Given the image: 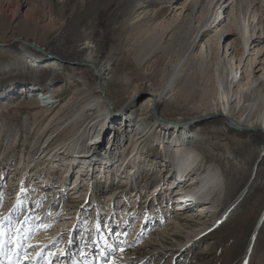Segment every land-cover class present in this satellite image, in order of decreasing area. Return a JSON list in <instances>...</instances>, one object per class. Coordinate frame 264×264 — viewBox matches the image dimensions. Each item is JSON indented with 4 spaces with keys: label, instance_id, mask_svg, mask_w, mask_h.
<instances>
[{
    "label": "rangeland",
    "instance_id": "obj_1",
    "mask_svg": "<svg viewBox=\"0 0 264 264\" xmlns=\"http://www.w3.org/2000/svg\"><path fill=\"white\" fill-rule=\"evenodd\" d=\"M119 1L0 0V44L3 43L0 47V236H6L14 226L22 231L37 223L36 231L19 232L16 247L19 245L22 252L24 245L37 247L46 239V247L42 249L44 243L39 246L38 261L42 263L53 257L54 252L64 253L69 241L78 243L84 236L87 237L84 241L88 240V244L84 242V249L89 248L85 258L89 257V252L95 253L93 249L98 240L97 233L90 234L92 229L95 233L96 226L99 229L109 226L121 241L109 247L110 253H105L100 264H264V132L232 127L218 113L193 119L188 108L187 111L178 109L173 101L167 100L156 103L154 113L158 118L141 114L139 109L146 106L149 91H137L135 86L139 81H146L156 91L161 88L159 61L165 54V44L171 39L169 25L171 21L176 24L182 20L187 12L184 2L187 5L190 0H153L147 10L157 12L162 8L163 11L151 17L142 32H136L131 26L140 20L141 14L138 16L137 9L131 10L130 16L118 11L114 5ZM258 2L264 5V0ZM253 8L251 3L246 13L242 5L240 17L234 23H241V18L246 16L252 27ZM205 14L209 24L203 28L210 29L190 52L196 67L207 61L215 83L221 81V75L229 79L234 75L238 89L249 91L254 85L253 79L262 73V69L257 70L261 67L260 61L264 65L263 47L259 51L252 48L249 55L245 53L241 62L236 63L238 57L231 58V55L236 53L238 44L229 55L231 48L224 52L227 43V39L223 42L224 36L219 44L213 41V37L227 28L223 25L231 23L226 20V13L220 15L219 25L212 21L216 18L212 10ZM196 17L198 13L195 20ZM152 33L163 35L160 41L152 39V43L158 42L154 43L157 48L153 55L142 59L139 48L149 42L147 37ZM255 35L254 31L252 36ZM22 41L32 42L48 53L43 58H35L40 56L38 51ZM95 47H98L95 69L106 67L104 76H109L108 79H98L86 63L70 61L63 53L78 49L86 54ZM54 48L62 51L59 53L62 57L51 53ZM30 58H34L31 67ZM48 60L54 63L44 67ZM99 80L104 81L101 88L113 110H121L134 93L133 106L124 107L116 118L127 115L135 126L132 132L126 133L130 135L129 140L121 143L115 155L107 160V166L101 165L105 163L101 158L103 139H96L90 154L98 163L88 166L91 162L88 158L81 156L82 160H74L68 155L71 150H88L84 145L91 134L81 133L86 124L104 117L109 122L107 106L98 101ZM227 84L221 87L219 95H223ZM216 86L219 92L220 85ZM254 100L258 107L262 106L260 96ZM185 118L187 133L193 139L188 146L200 160L191 170L190 178L200 177L209 167L218 168L223 175L224 191L219 201L215 197V204L205 203L200 195L196 206L182 213L163 194L166 185L162 188L157 185L163 182L162 173L170 167L168 157L174 152V147L160 143L164 121ZM79 133L82 135L78 136ZM80 162L81 166L77 167ZM65 170H68L67 184L70 177L74 184L71 183L73 189L64 192L61 183ZM135 175L142 179L139 185L132 180ZM189 182L180 188L187 190L191 186ZM72 190L94 194L98 204L80 201L79 193L73 194ZM240 194V200L233 207L232 202ZM229 207H233L230 212L226 211ZM40 216L42 220L37 222ZM169 216L191 219L182 220L183 225L176 231V222ZM203 226L205 229L196 235L190 232ZM255 226L257 234L250 244ZM2 256L0 264H6ZM27 262L28 259L17 261L18 264Z\"/></svg>",
    "mask_w": 264,
    "mask_h": 264
},
{
    "label": "bare ground",
    "instance_id": "obj_2",
    "mask_svg": "<svg viewBox=\"0 0 264 264\" xmlns=\"http://www.w3.org/2000/svg\"><path fill=\"white\" fill-rule=\"evenodd\" d=\"M152 1L153 0H121L114 5V8L117 9L118 11H122V12L125 11V14L129 16L131 15L130 14L131 10L137 9L138 16L141 14L140 20L137 21L135 20L136 22L134 21L135 23H132L131 26L136 30V32H142L145 31V29L148 27L149 24L148 21L151 19V17L156 16L158 13L163 11L162 8L157 10V12L153 10L151 11L147 10V7H149ZM220 1L221 3L218 6ZM251 3H252V8L254 7L252 17L255 20V23H253L252 27L249 25V21H248L249 18H246V16H243L241 18L240 20L241 23L239 21L238 22L236 21V23H234L235 22L234 19L240 17L241 14L240 8L242 7V5L246 7L245 12L247 13ZM7 6L9 7V5ZM183 7L187 12L183 16L182 20L178 21V23L176 24L173 23L174 21H171V23L169 22L170 23L169 34L171 36V39L167 42V44H165L166 48L164 49L163 52L165 54L164 56H162V59L159 61L161 65L160 67L161 76L163 78L161 82V88L157 89L156 91L151 86L152 84L150 83L146 84V81H139L135 86L137 91H141V90L149 91V94L148 96H146L147 98L144 102L146 106L139 109V111L141 110V114H145V116L153 114L158 118L157 114L154 113L156 112L155 111L156 103H158L161 100L163 101L167 100L168 102L173 101V103L177 105L178 109H185V111H187L186 109L188 108L189 113L190 112L193 113V117H192L193 119L195 118L197 119L200 117H207L210 115H214L215 113H218L222 115L223 121L231 124L232 127L235 128L246 127L247 129L249 128V130H258L264 132V65H262L261 61H260L261 67L257 70V72H259V70L262 69L261 71L262 73L260 74L259 77L253 79V83H254L253 87L249 91L247 90L243 92L242 90L238 89L236 84H234V79H235L234 75L233 76L231 75V77L229 76L230 79L227 77V75L226 77L221 75L219 76L221 78V81L215 83L213 79V73L210 74L211 69L207 61L205 62L203 60L201 63H199V66L196 67L197 64H195L190 53L193 47L195 46L197 40L199 39L200 41V39H202L203 36L206 35L208 30L210 29V28H203V26L209 24V18L205 14V12L212 10L214 12V15L216 16V18L212 19V21H216V25L217 24L219 25L221 22L220 15L225 13H226L225 14L226 20L231 22L230 24L227 23L228 26L223 25V28L227 27L224 29L225 33L220 32L217 36L213 37V41L219 44L221 36H224L223 42L226 41L227 39V43L229 44V46L227 43L225 44L224 52H228V49L231 48V52L229 53V55L233 53V50L238 44L239 47L237 46V49L234 50L237 54L233 53V55H231V58H233L234 56L238 57L236 59V63L241 62L245 53L249 55L251 53L252 48H256L257 51H259L260 48L263 47L262 49L263 51L261 55L264 54V5L259 4L258 0H217L216 3H214V0H190L187 3V5L184 2ZM236 9H238L237 10L238 14L235 13ZM197 13L199 17H196L198 19L195 20V16ZM228 14L230 16L227 19ZM195 23L197 24L195 25ZM209 27H211V25H209ZM254 31L256 37L252 36ZM154 35L155 34L149 35V37H147L150 43L148 42L144 44L142 48H139L140 50L138 54L142 59H144L149 55L150 56L153 55L152 53L154 52V49L157 48L156 47L157 45L154 43H158V42L152 43L151 41H153L152 39L154 40L156 39V41H160L161 40L160 37L163 34H161L160 37L159 35L158 36L157 35L154 36ZM157 38L159 40H157ZM209 41L210 38L208 39L207 42ZM25 45L28 46L26 43ZM29 46L28 48L31 49V47H33L38 51V54H40V56H34L35 58L36 57L43 58V56H46V54L48 53V52L43 53L42 51L38 50L35 44L31 45L30 47ZM208 48L210 49V45L208 46ZM97 49L98 47L92 49L90 48V50H88L86 54L84 53L85 55L83 54V51H80L78 49L75 51L74 50L70 51L69 49L65 52L63 51V53H65L64 56L70 61H74V62L78 61L80 63L81 62L86 63L92 70H94L95 76H97L98 79L101 80L103 78L105 80L108 79L109 77V76L108 77L104 76L105 74L107 75V73H105L107 71V68L104 67L102 69L96 70L94 66L96 65L95 62L97 60L96 57V52L98 51ZM61 52L62 51L56 48H54L51 51V53L57 57L59 56L62 57L59 54ZM33 59L34 58H30L29 60L30 62L29 67L34 65V63H32ZM53 63L54 61L51 62L50 60H48V62L43 66L45 67ZM228 64L229 66H231L230 62H228ZM257 65L258 63L255 65V68H257ZM217 68L215 69L216 72H218ZM204 74L207 79L206 78L202 79L204 78L203 76ZM224 78H225V82H223ZM100 80L98 82L99 85L98 87L100 88L99 89L100 96L98 97V101L104 103L107 106V108L105 107L106 115L108 117L107 119L110 123L111 122L112 123L110 125L109 122L106 123L104 117L99 121H94V123L86 124V127H84V131L82 129L81 133L85 132L91 134L90 138L88 139L87 145H84L87 146L88 150L87 151L84 149L80 151L71 150V154L68 155L69 157H72V159L74 160L75 159L80 160L81 156L88 158L89 160H91L88 166L95 165V163H98L96 162V159L93 160L94 159L93 157L95 156L93 154H90V150H92L91 146L95 143L96 139L97 140L103 139L104 145L102 146L101 149H103L102 154H104L103 155L104 157L101 156V158L105 163L102 162L101 165L107 166V162H108L107 160H109L110 157H112L111 155H115L116 149L120 146L121 143L123 142L125 143L127 140H129L128 138H130V135L127 136L126 133L129 134L130 132H132L134 129L133 127L135 126L134 125L135 123L131 122L132 121L131 118H127V115L126 117L124 116V118L123 116L116 118L120 114L119 111H122L124 107L130 108L133 106L132 102L134 101L133 100L134 93L129 97L128 102L124 104L121 110L119 111L113 110L111 104L108 103V100H106L104 96L105 93L102 90L103 88H101V86H103L104 81H100ZM201 83L204 85H202L203 87L198 90L197 88ZM224 83L225 85L227 83L228 84L224 88L223 95H219L221 87L224 85ZM216 85H220L219 92H218V86ZM32 86H30V88H34ZM259 96L262 99V106L260 107H258L259 105H257L256 101L254 100V97L258 98ZM45 102L48 103L50 101H45ZM152 109L153 111H151L150 113V110ZM187 121L188 120L186 118L185 120L170 119L164 121L165 127L161 131V133L163 132V137L160 143L168 147H174V152L171 154V157H168V159H170V167L162 173L163 175L161 176V180L163 182L157 185L159 186V188H162L163 185H166V189H164L163 194L168 195L167 198L170 199L169 202H173L176 204L174 207L176 210H180L179 208L184 206L182 207L183 208L182 213H184V211H187L188 210L187 208L193 205L196 206L195 203L198 202L197 199L200 195H201L200 197L205 198L204 199L205 203L211 202L215 204V197L217 201H219V198L221 197L224 191L223 182H222L223 175L222 173H220L218 168L213 170L212 167L208 166L209 168L206 169L200 177L197 178L195 176H192L190 178L191 170L195 169L194 167L199 165L200 160L198 154H195L194 150L189 148L188 146L189 143H192L193 139H191L190 138L191 135H188L187 133L188 131L185 124V122ZM130 122L132 124H130ZM81 133H79L78 136L82 135ZM109 134H111V136L108 139ZM78 141L79 140H77V143ZM47 145H45L43 148L44 149L47 148ZM75 147L77 146L75 145ZM65 149H68V147ZM68 151L70 150L68 149ZM80 166H81V162L77 164V167ZM87 170H91V169L88 168ZM66 172H68V170L64 171L63 177L65 179L61 183V187L64 185L63 186L64 192L66 190L70 191L71 189H73L71 183L74 184V181L72 180L70 175L69 177L71 181L69 182V185L67 184L68 178L66 177L67 176ZM193 174L195 173L193 172L192 175ZM86 178L87 177L83 178V180L84 181L87 180ZM132 180L134 181L135 184L138 185L142 182V179H138V176L136 175ZM187 181H190L189 184H191V186L187 188V190H182L180 188L182 187L181 185L183 183H184L183 185H185ZM156 189H155V194L157 191ZM178 189L180 190L177 191ZM208 190L210 192H208V195L204 197V193H207ZM244 191L245 190H243V192ZM71 192L73 194L79 193L78 190L76 191L72 190ZM185 193L186 195H184ZM241 195L242 194L238 196L239 199H235L232 202V206L240 200ZM77 197L80 199V201H86L87 203H91V204L93 203L94 205L98 204V199L95 197L94 194L91 195L88 193H82V194L79 193ZM194 200L197 201L194 202ZM233 207L231 208L229 207L226 211L228 212L232 211ZM53 210H51L52 213ZM198 215L199 214H196V216ZM42 216H40L37 222H39V220H42ZM169 218L174 222H176V224L174 225L176 231H178L179 227L183 225V223H181L182 220H186L187 222L188 219L189 220L191 219V218L185 219L182 217H175V216L172 217L169 216ZM37 225H38L37 223L35 224L33 223L32 225H29L22 231H20V228H17V226H14L7 232L6 236H2V235L0 236V254L3 255L2 257L6 264L8 263L18 264L17 261H20L22 259L23 261H26L27 259L29 260V262H27L26 264H100V261H102L105 253H110L109 250L111 248L109 247L115 245V243H117L118 241H121V238L120 240L119 238L118 239L115 238L113 233H111L110 231L111 229H109V226H101L100 229L96 226L94 228L95 233L92 228H91L92 232L90 233L92 235L97 233L96 239L98 240L95 243L97 247L93 249L96 250L95 253L89 252L88 253L89 257L85 258L86 251H89V248L84 249L85 248L84 242L88 244L87 243L88 240L84 241V237L87 238L86 236H84L80 241H78V243L67 241L68 243H66V246H64L66 248L64 253L54 252L53 257L51 256L52 259L49 258L48 260H46V262L42 263V260L38 261V259L41 258L39 252L41 249L39 246H41V244L44 243L45 245H42V249H44L47 245L45 243L46 239H44L37 247L24 245L22 247V252H20V249L18 248L19 245L18 247H16V245L18 244L19 232L21 233H25L26 231L29 232L30 229H32L31 231H36ZM256 226L253 229V234L250 244H252L257 234L258 228L255 229ZM203 229H205L204 226L200 229H197L196 231L191 230L190 232L193 233V235H196L199 231H203ZM53 230L54 231L52 232L58 235V233L56 232L57 229H53ZM56 235H54V237H57ZM44 238H49V237H44ZM7 240L10 241L8 245H7ZM50 240H52V238ZM3 247H5L6 250L3 251L2 250ZM94 254L97 262L95 261V258L93 256Z\"/></svg>",
    "mask_w": 264,
    "mask_h": 264
},
{
    "label": "water",
    "instance_id": "obj_3",
    "mask_svg": "<svg viewBox=\"0 0 264 264\" xmlns=\"http://www.w3.org/2000/svg\"><path fill=\"white\" fill-rule=\"evenodd\" d=\"M22 42H25L28 46H29V45H30V46H31V45H34V43H32V42H31V43H30V42H26V41H22ZM2 44H3V43L0 44V47H1ZM37 48H38V47H37ZM38 50H40V51L43 52V50L40 49V48H38Z\"/></svg>",
    "mask_w": 264,
    "mask_h": 264
},
{
    "label": "snow or ice",
    "instance_id": "obj_4",
    "mask_svg": "<svg viewBox=\"0 0 264 264\" xmlns=\"http://www.w3.org/2000/svg\"><path fill=\"white\" fill-rule=\"evenodd\" d=\"M21 223H23V222H21Z\"/></svg>",
    "mask_w": 264,
    "mask_h": 264
}]
</instances>
